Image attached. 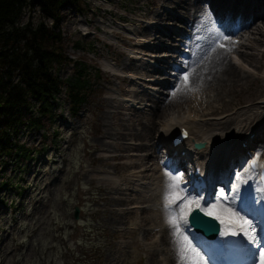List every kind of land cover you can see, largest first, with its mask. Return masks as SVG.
I'll return each mask as SVG.
<instances>
[{
    "label": "rangeland",
    "instance_id": "374dc122",
    "mask_svg": "<svg viewBox=\"0 0 264 264\" xmlns=\"http://www.w3.org/2000/svg\"><path fill=\"white\" fill-rule=\"evenodd\" d=\"M150 1L157 0H112L111 2H106V0H82L80 10L76 6L70 7V5L68 8L61 10L60 21L57 26L62 32L64 51L71 58V62H73V59L86 61L89 67H101V73L99 78H93L92 73H89V95L86 96V101L83 103L86 109L79 116H71L68 113L67 99L61 94L56 97L57 105L54 106V116L52 118L47 116L43 121L44 126L39 130H31L29 133L24 132L19 136L20 143L32 150L30 153L31 158L17 163L18 161L2 155V158H4L2 160L5 168L4 174L10 177L14 185L17 184V187L9 192L13 198V207L11 209L9 207L3 208L0 214V264H81L82 261L79 262L78 260H92L93 253L95 254L93 260H104L103 264H152L148 252L156 247L162 248V245L158 244L160 231L152 235L153 238L152 236H145L146 240L144 239L143 229L135 234L130 233L140 221L141 216H145L148 220L150 218L155 219L156 215L159 214L154 208V199L145 201L146 210L140 213L137 210L131 211V204L134 202L128 200L131 197V194H129L130 189H121L114 193V196L126 199L124 201L126 203L118 208L121 220L114 223L113 219L102 210L104 199L96 187L101 182L95 183V185L89 182L92 177L99 179H115L116 177L117 180L129 178L131 182L122 183L120 186L131 187L135 185L136 180L140 177L133 174V168L126 167L127 165L124 163H127V158L112 160V163L122 166V171L118 173L112 168V165H108L106 168L107 173L95 172L97 166L94 162L98 158L97 156L105 157L108 152L97 151L94 156H91L88 143L94 139L93 133L97 126L94 122L96 117H102L105 122H111L110 129H118L113 124L115 117H111V112L118 110L120 107L117 106L116 102L105 108L100 107L98 104L104 103L105 99L110 96L119 99L118 89L121 86H129L128 81L122 82L102 69L104 68L102 62L105 58L99 55L102 53L104 57L109 56V58H112L114 53H118V50L128 52V49L132 46H123V41L120 38H116L104 29L110 30L121 24L127 28L129 26L137 28V30L142 27L147 28L152 23L150 21L152 17L153 19L154 17H160L161 5L170 9V3H173L171 0H159V8L157 9L149 4ZM195 1L203 3L206 10L210 4L208 0ZM190 2L192 3V0ZM104 8L116 12L114 14L116 17L140 19L141 23L136 25L133 22H120V19L115 16H111L115 19V23H111L109 13L104 14ZM173 9L176 14L184 15L180 12L179 7ZM33 13L34 10L30 11L28 7H25L18 23L23 24L30 18L34 24L39 21H43L46 25L51 24L50 18H45L37 12ZM84 19L91 20V23H84L82 21ZM174 20L173 18L167 21L168 24L162 20L153 23L160 26L168 25L176 29L179 22ZM173 21L175 25L171 24ZM200 21L207 31H211V28H209L212 21L210 14L198 12L195 24ZM184 26L182 25V27ZM255 26L261 27L264 31L261 20L251 27V31L254 36L260 37L262 41L255 42L254 46L249 41L243 46L238 45L239 50L231 49L229 52L230 62L235 65L232 60V57H234L239 62L235 67L241 72L250 74L249 77L242 78L238 83L228 80L225 75L219 76L218 84L215 80L212 86L206 87V85H203L201 87L197 83L198 81L191 83L190 80L185 83L183 77L188 76L186 69L188 58L176 56L177 53L173 52H177V50L163 48L165 46L159 47L157 50L149 47L139 48L140 53L138 56L145 61L156 62L163 56H167L166 52H169L173 56H167V61L176 63L183 68L174 71L175 75L173 77H168L171 84L165 94L160 96L164 101L168 95L180 90L181 97L173 102L170 107L166 106L164 112L155 117L156 126H158L157 122L169 118V116L175 118V120L177 117H183L184 119H191V121L212 116L207 120L206 129L214 127L213 124L218 122L224 123L225 121L227 125V122L232 120L230 124L225 125L227 128H222V131H219L220 128L213 130L222 137L229 126H231L233 133H236L235 123L255 118L253 131L263 135L264 132L259 128L263 115L258 118L261 112L256 106L250 105L237 111V107L234 105L229 106L226 104L232 99L233 102H241L242 105V103L257 99L264 93V58H260V52L264 50V36L256 34ZM95 27L98 28L95 33H81V31H85V28L94 29ZM185 29H188V27L185 26ZM147 32H150L151 36L155 33L154 30L150 31L149 29L145 33ZM188 33H190V30ZM201 34H204L203 36L208 35L207 32H201ZM132 37L136 41L145 40L144 34L138 31ZM173 37L178 40L184 38L177 37L173 33V36L166 43L162 39L166 38L165 35L163 37L155 36L151 40H155V44L165 43L166 46L181 47L185 51H190L189 47L181 44L176 39L174 40ZM101 40H106L109 43H102ZM77 41L81 45L80 47H75L74 42ZM97 48L100 49L99 52H97ZM134 48L138 49L137 47ZM198 48V46H194L195 50H198ZM87 49L94 52H88ZM120 57L123 59V55ZM192 57L191 54L189 60ZM135 61L140 63L137 59ZM260 63L261 66H259ZM140 68H137V70ZM55 71L61 79L67 78L70 80L75 69L72 64L63 63ZM205 77H208V75ZM14 81H17L16 75ZM141 82H143L142 79ZM176 85L179 86L178 89ZM230 90L232 91L228 92ZM215 92L220 95V99H216ZM134 105L139 109L138 103H134ZM161 105H164V103ZM231 106H234L236 113H230L225 117L217 114L226 111L228 108L230 112ZM159 108L160 106H146V111L140 112L141 121L146 120L149 128L153 124L150 117H154V113H157ZM133 112V109L126 110L125 116L127 113ZM172 112L174 114L170 115ZM204 113L215 114L205 115ZM129 123L131 122L129 121ZM74 126H76V130L75 135L72 137ZM135 127L138 128L137 131L141 130V124H135L130 129V133L136 130ZM155 130L153 129L154 141L161 137ZM125 137L124 140L126 141L136 142V140L128 139L132 138L129 134ZM252 138L261 140L264 136H254ZM69 139L71 144L68 143ZM103 139L114 141L111 137L104 136ZM160 148L161 145H159ZM108 149L107 151H112L113 147ZM136 153H143V151L137 150ZM145 160L153 161L152 154ZM112 170L113 174H111ZM153 173L155 176L157 171ZM100 176L105 177L100 178ZM19 186L21 192L18 191ZM153 187L154 185L151 186V188ZM150 192H147V194ZM166 192L167 190H162V193ZM157 193L156 196H158ZM3 197L10 200V197ZM33 198L40 201V203L34 205V208ZM75 206L79 208L77 219L73 217ZM151 223L150 225L153 224ZM160 224L162 223L160 222ZM121 228L127 230L125 234L119 233ZM170 246L172 253L174 252L172 247L176 246ZM167 249L164 246L163 252L158 254L161 258L160 264L166 262ZM175 264H179V261H176Z\"/></svg>",
    "mask_w": 264,
    "mask_h": 264
},
{
    "label": "bare ground",
    "instance_id": "6f19581e",
    "mask_svg": "<svg viewBox=\"0 0 264 264\" xmlns=\"http://www.w3.org/2000/svg\"><path fill=\"white\" fill-rule=\"evenodd\" d=\"M173 3H170L171 7H179L180 8V12H182L185 16H176L174 15V13L170 10H167L165 8L162 7V11H160L159 15L160 17H152V22H156V21H160V20H166L169 21L173 18L182 20V21H186L187 24H190L189 20H186V17H192L195 16V14L198 11L202 10V5L200 2H194L191 3L190 0H171ZM213 2H210V8L212 10V13H214L217 16V11H216V7L220 8L222 10L224 9H231V8H239L240 9V14L238 17V24L240 26L245 25V21L243 20V18L246 16L245 12L247 13H251L250 17L254 18L256 16H259L262 14V12H264V0H212ZM159 0L157 1H150V5L153 8H159ZM112 11V10H111ZM111 14H114L113 12H110ZM151 18V17H150ZM131 22H134L136 24H140V20L137 19H133L130 18ZM262 25L264 26V21H262ZM150 29L155 30V35L153 36V38H155V36L158 37H163L164 35H167V30L166 28L159 26V25H155V24H151L149 25ZM148 27V29H149ZM224 27H227L224 25ZM171 30H173V28H171ZM140 33L144 34L145 37V42H139V41H135L132 39H128L125 36H122L120 34H116L119 38H121L124 42L125 45L127 46H132L131 48L128 49V52L131 54H126L124 52H119L118 53H114L113 56L116 59L115 63V67L112 68V70H115L121 74H126V73H132L135 74L137 68L141 67V68H146L145 69V77H139V78H135L136 81L131 82V86H124V87H120V90L127 95H130L132 98H134L135 100H139L142 101L144 100V96H146L147 94L143 92L144 88H139L140 86H137V82L140 81L141 79L143 81H152V85L153 87L150 88H154V86L159 87L164 85V81H162L160 78V76L163 75V73L165 72L164 69L160 68L159 65H155V64H151L148 62H144L146 63V65H143L144 63L141 62L139 64H136L134 62V59H137V55L140 53V49L139 48H143V47H150V48H154L157 49L158 46L160 45H155V44H151L150 42L151 40V35L149 32H146V28H142L141 31H139ZM257 32L259 33V35L264 36V31L261 27L257 28ZM169 37V35H168ZM223 37H227L226 35ZM222 37V39H223ZM253 42H260V37H256V36H252L251 37ZM164 40L166 41L167 38H164ZM224 41L226 39H223ZM154 42V40L152 41ZM185 43L190 46L191 48H193V43L190 40H185ZM163 46V45H162ZM137 47L138 49L134 48ZM148 54V53H146ZM121 55H123V59H121ZM135 57H133V56ZM194 58L192 59V61L190 63H188V77L191 83L193 82H197L199 85H201V87L203 85L207 86H212L213 83L215 82V80H217V84H218V80H219V76L225 75V77L233 82H237L240 81L242 78H247L249 77L250 74L244 73L239 71L235 65L230 62L227 51L220 48L219 46L215 45V46H204L202 48H200V50L198 52H195L194 54ZM262 56H264V52L262 53ZM158 64H161L164 62L163 59H160L158 61H156ZM127 71V72H126ZM120 74V75H121ZM118 79H120L121 81H127L126 76H120V75H116L114 74ZM206 75H208V77H205ZM160 77V78H159ZM163 78V77H162ZM132 81V80H130ZM178 85H177V89H178ZM232 90L228 91L231 92ZM173 93H176L175 95H173ZM172 94L167 96V99H165L164 101H160L158 99L159 103V110H157V113H154L155 116L154 117H150L152 119V129L149 128V124H146V120L144 122L141 121L140 117V112L135 110L133 113H130L125 116V111L124 108L126 110V108H131V105L129 106L130 102L124 101V100H119L116 99L114 96H110L109 98L105 99L104 103H99L98 105L102 108L105 107H110L113 105L114 102H116L117 106L120 107L118 110L111 112V117L114 116L115 117V121H114V126L117 127L118 129L116 130H112L110 129V127L112 126L111 122H105L102 117H96L94 122L96 123V128L94 130V139L92 141H90L88 143V146L90 147L91 151H90V155L94 156L95 152L97 151H104V152H108L105 154V157L102 156H97L98 158L96 159V161L94 163L100 165V166H106V165H112L113 169L118 173L120 171H122V166L116 164V163H112L113 161L116 160H120V159H124L127 158V166L128 168H133V172L138 171L139 173H141L142 175L140 176V178H147L149 177V175L147 174V172L150 170V166L151 164H149L145 159L146 156L140 155V156H135L132 153L128 154L129 150H145V147L149 148H153V153L156 152V146L158 144L154 145V142H152V136H153V129H155L154 125H155V117L159 116L162 112H164L166 106L170 107L172 105L173 102H175L179 97H181V91L177 90L175 92H173ZM215 96L216 99H220V95H217V93L215 92ZM162 103H164V105H161ZM238 102H233V100H229L226 104L227 105H232ZM132 104V103H131ZM229 112V108L222 112V115H225ZM143 113V112H142ZM230 113V112H229ZM228 116V115H227ZM148 120V119H147ZM129 121L131 123H129ZM135 124H141V130L137 131L138 128H136V130L132 133H130V129L133 128L135 126ZM247 121L246 123L242 124L240 127L243 129L245 127H247ZM249 127H252L251 123L249 125ZM171 129H173L171 127ZM252 131V130H250ZM193 132V131H192ZM129 134L130 136H132V138H128V139H133L139 142H131V141H126L124 139H126L125 135ZM254 135H257L256 133ZM104 136H108L111 137L112 139H114V141H107L104 140L103 137ZM194 139L200 140L203 138L202 134H195L194 135ZM145 140V141H144ZM251 145V142H250ZM113 147L112 151H107L109 150L108 148ZM243 149V148H242ZM247 150V149H246ZM245 151V150H242ZM239 153V152H238ZM231 155L230 150H226L223 153H220L218 155V159L217 162L220 163L222 161H224L227 157H229ZM101 157V159H100ZM135 158V160H134ZM110 161V162H109ZM218 164H215V166ZM125 172V171H124ZM101 177H105V176H100ZM116 179V177H115ZM113 178H106V179H99L96 177H92L89 182L91 183H98L101 182L100 184H98L96 187L97 189H99L100 191V195L102 196V198L104 199V208L102 209L103 212L107 213L114 221V223H118L120 222V211L118 210V208H120V206L124 203L125 199H123L122 197L119 196H114L113 193L118 192L120 189H122L120 187V184L122 183L121 180H115ZM171 179V178H170ZM170 179H166L165 180L170 183ZM124 181V180H123ZM125 182V181H124ZM130 182V180L126 179L125 183ZM146 199V196L143 194H140V196L137 197L136 201L139 202H143ZM196 201V200H195ZM33 204V208L34 205L40 203L39 199L37 198H33L32 199ZM197 202V201H196ZM212 205H216L215 203H210L209 204V208L211 209V211L213 212H217L219 214H222L223 216L224 213L221 211L222 208L219 207L218 205H216L215 208H212ZM157 218L154 221V223L156 225H158L157 229L153 228V227H147L144 228V221L147 220V218L145 216H141L140 218V222L136 224V227L133 231L136 232L137 230H144L145 236L146 237H151L152 235H154L155 233H158V231H160V237L158 240V244L162 245V248H153L152 250H150L148 252L149 258L152 262V264H160L161 262V258L158 256V254H161L163 252L164 246L167 247L168 249L166 250V262L165 264H174V259H173V255L171 253V246H176L174 239H173V235H172V228L170 227L169 224H166L164 227L162 225H160V220L163 219V217L159 214L156 215ZM161 217V219H160ZM152 224V223H151ZM119 233L121 234H125L126 231L125 230H121L119 231ZM154 236H152L153 238ZM172 251L177 252L176 247H172ZM164 258V257H163Z\"/></svg>",
    "mask_w": 264,
    "mask_h": 264
},
{
    "label": "trees",
    "instance_id": "16d2710c",
    "mask_svg": "<svg viewBox=\"0 0 264 264\" xmlns=\"http://www.w3.org/2000/svg\"><path fill=\"white\" fill-rule=\"evenodd\" d=\"M81 0H0V145L8 148L12 143L8 139L11 132H17L23 123L24 108L27 96L31 95L44 100L37 109L49 106L46 94L53 96L62 91L65 85L66 94L71 104L81 103L89 87L87 66L75 60L77 72L70 80H61L49 68L54 62L61 63L71 59L63 50V40L57 24L64 7L79 5ZM37 7L41 14L53 19L52 26L42 21L35 24L31 19L19 24L23 9ZM17 81H14V76ZM24 85V87L22 86ZM45 104V105H44ZM30 125L40 127L39 115L29 120ZM22 151L23 144L19 145ZM10 151V150H8Z\"/></svg>",
    "mask_w": 264,
    "mask_h": 264
},
{
    "label": "snow or ice",
    "instance_id": "6c2138e0",
    "mask_svg": "<svg viewBox=\"0 0 264 264\" xmlns=\"http://www.w3.org/2000/svg\"><path fill=\"white\" fill-rule=\"evenodd\" d=\"M227 39V37H223ZM224 47V45H219ZM184 82L187 83L189 77L186 75L183 77ZM176 93H173L175 95ZM256 170L257 177L259 178V192L264 194V166H261L257 161H254L248 168L247 171ZM180 180L179 176L171 177L168 186V191L165 194V208L169 210L168 223L172 228V235L176 244V250L178 254L179 264H207L205 257L201 252L193 246L192 240L197 239L195 235L192 239L185 233H191L193 227L196 226L197 211L202 212L206 217H212L215 220H219L221 224L225 225V229L220 233L221 236L238 237L241 236L246 238L250 245L256 246L258 252L257 264H264V226L253 224L252 220L246 219L244 216H240L238 213L232 212L231 208L227 211L230 214L231 219L228 223L225 222L219 215H215L209 207H202L199 202L189 200L190 193H184L181 195L177 192L179 187L176 183ZM245 183H248L245 181ZM251 184H248V188H251ZM248 188L245 191H248ZM220 197L224 198L225 201L231 200L232 204L235 205L236 199L239 197L243 200L240 192V183L238 182L234 190V195L228 197L225 195L223 190L219 193ZM264 200V195L261 196ZM195 204V208H193ZM216 205H212L215 208ZM191 217V222L190 218ZM259 227V232L257 228ZM235 228L236 230H232Z\"/></svg>",
    "mask_w": 264,
    "mask_h": 264
}]
</instances>
